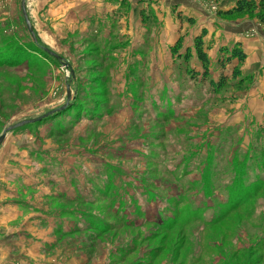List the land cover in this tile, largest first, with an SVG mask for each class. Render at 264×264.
Listing matches in <instances>:
<instances>
[{
    "label": "rangeland",
    "instance_id": "1",
    "mask_svg": "<svg viewBox=\"0 0 264 264\" xmlns=\"http://www.w3.org/2000/svg\"><path fill=\"white\" fill-rule=\"evenodd\" d=\"M53 1L27 0L36 43L21 0H0V135L71 95L0 145V194L20 200L18 218L42 220L48 243L34 253L47 264H264V7Z\"/></svg>",
    "mask_w": 264,
    "mask_h": 264
},
{
    "label": "crops",
    "instance_id": "2",
    "mask_svg": "<svg viewBox=\"0 0 264 264\" xmlns=\"http://www.w3.org/2000/svg\"><path fill=\"white\" fill-rule=\"evenodd\" d=\"M66 0H54L52 3L55 7L63 8L69 3L65 4ZM77 2V0H74ZM73 1V2H74ZM63 2V3H62ZM88 0H79L76 7L81 10L83 5H87ZM61 3V4H60ZM74 3L72 5H74ZM49 5V4H48ZM51 6V5H50ZM101 4H94L92 8H87L79 18V22L84 21L87 15L96 13V9ZM112 6H110L111 8ZM58 13V11H57ZM237 41H242L237 39ZM245 46V43H243ZM6 193V192H4ZM8 198L0 194V264H47V259H43L42 253H34V251L42 250L43 241L48 243L47 238L41 235L42 220L36 216L25 219L20 216L19 218L15 214L19 212L17 205L20 200H7ZM23 214V213H22ZM22 217V218H21ZM25 219V220H23ZM30 229L29 238L21 234V231ZM36 230V232H35ZM27 238L28 240H25ZM29 253L33 256L34 260L26 259L22 255ZM41 252V251H40Z\"/></svg>",
    "mask_w": 264,
    "mask_h": 264
},
{
    "label": "trees",
    "instance_id": "3",
    "mask_svg": "<svg viewBox=\"0 0 264 264\" xmlns=\"http://www.w3.org/2000/svg\"><path fill=\"white\" fill-rule=\"evenodd\" d=\"M259 6L264 7V0H260V2L258 3L257 0H238L235 4V6L233 8H231L230 10H228V14L230 15H237V14H241L245 11H251L255 8H259ZM205 32H202V34L198 35L195 39V47H196V51L198 54V57L200 59V61L203 64L204 67V75H206L209 73V56L205 50V46H204V37ZM180 41V40H179ZM227 51V50H226ZM231 57L233 59H237L238 60V64H242L246 57V51L242 48L241 44L238 42L231 50ZM3 70H6V68H4ZM233 76H239L241 75V70L239 68V66L235 67L233 69ZM223 79V78H222ZM221 79V81H222Z\"/></svg>",
    "mask_w": 264,
    "mask_h": 264
},
{
    "label": "water",
    "instance_id": "4",
    "mask_svg": "<svg viewBox=\"0 0 264 264\" xmlns=\"http://www.w3.org/2000/svg\"><path fill=\"white\" fill-rule=\"evenodd\" d=\"M21 9H22V14L24 16V19H25V22H26V25H27V28L29 30V32L31 33L32 35V38L33 40L38 43V37L36 36V33L34 31V28L32 26V23L30 21V18H29V15H28V10H27V0H21ZM42 49L45 50L47 53H49L50 55L54 56L55 58L59 59L61 61V63L64 65V66H67L69 68H71V65L64 59L62 58V56H60L59 54H57L56 52H54L53 50H51L50 48H47L45 46H42ZM68 93H67V101L64 105L60 106V107H57V108H54L52 110H50L49 112H46L38 117H35V118H30V119H25V120H22V121H19L15 124H10L8 125L4 130L3 132L1 133L0 135V145L4 142V140L6 139L7 137V134L8 132L16 129V128H21L25 125H29V124H33V123H37V122H40L42 119L46 118V117H49L53 114H56L60 111H62L64 108H66V106L69 105L70 103V99H71V95H70V88L68 86Z\"/></svg>",
    "mask_w": 264,
    "mask_h": 264
}]
</instances>
